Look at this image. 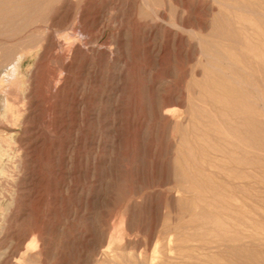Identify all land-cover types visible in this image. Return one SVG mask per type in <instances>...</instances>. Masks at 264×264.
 <instances>
[{
  "label": "rangeland",
  "instance_id": "374dc122",
  "mask_svg": "<svg viewBox=\"0 0 264 264\" xmlns=\"http://www.w3.org/2000/svg\"><path fill=\"white\" fill-rule=\"evenodd\" d=\"M186 4L205 31L182 29ZM163 11L166 28L197 46L192 121L172 152L154 128L151 100L157 87L178 84L184 60L169 48L147 59L146 42L162 36L141 29ZM68 37L87 59L52 96ZM49 38L59 45L50 49ZM175 107L178 117L184 110ZM36 139L24 160L19 149ZM0 148V234L49 229L44 243L6 264H194L205 245L238 241L251 222L257 250L223 258L264 264V0H0ZM8 237L0 249L12 246Z\"/></svg>",
  "mask_w": 264,
  "mask_h": 264
},
{
  "label": "bare ground",
  "instance_id": "6f19581e",
  "mask_svg": "<svg viewBox=\"0 0 264 264\" xmlns=\"http://www.w3.org/2000/svg\"><path fill=\"white\" fill-rule=\"evenodd\" d=\"M67 4H68V2H67ZM69 4H70V2H69ZM71 4H72V2H71ZM68 10L70 11V9H68ZM84 11H86V10H84ZM186 11H187L186 12L187 13V16H185L186 18L184 20H180V26L182 27V29L183 28H184V30L185 29H190V30H192V29H199V30H204L205 31V29L208 26L207 21L206 20H202V19H197L194 16L193 11H195V7H192L191 5L186 4ZM165 15L166 14L163 11L161 13V19H160L159 22H156V23H153V24H144V25L141 26V29L143 30L144 36L147 39L150 38L151 36H156V35L158 37L159 34H161V36H162V41L160 39L159 41H161V42L158 43V44L157 43H152L151 44L149 42L150 39L148 40V42H146L147 43L146 46L144 44L145 48L143 50H144V53L146 54V56L148 57L147 59H149L151 61H153L155 59H158L160 57V54L163 53L164 50H166L167 48H169V49L175 50L177 52V54L180 56V58L181 59L183 58V60H184V63L182 65V67L180 69V73L178 75V82H177L178 84L176 86H174V88H170L169 86H168L169 88H167V86H166L167 89H161L160 87L159 88L157 87L158 90H157V92L154 90L156 93L155 94L153 93V95H155V96H153L154 98H153V100H151L152 101V106H151V108H152V116L151 117H152V121L154 123L153 124L154 125V128L156 129L157 132L160 131L165 137H167V147L168 148L170 147V150L171 151L170 150L169 151L172 152L171 147L172 148L173 147H179L182 144V142H183V140H182L183 136L181 134V128L182 127H185V126L187 127L188 124L190 123V121H192L191 120V112H190V102H191V91H192V84H193L192 82L193 81H192V75H191V71L192 70L190 69V67H191L190 66L191 65L190 63L193 61V58L195 56V51H197L196 50V47L197 46L195 47V45H193L190 41H188L187 39H185L177 31L171 30V29H167L166 26L164 25V23H167L166 22V18H165L166 16ZM85 20L86 19H84V21ZM153 39H154V37H153ZM153 39H152V41H154ZM51 41H53V40H51V39H50V41L48 40L49 48L50 49H52L55 46H58L59 45L58 43H51ZM144 42H145V40H144ZM65 44H72L71 41H70V39H69V37L65 39ZM63 45H64V43H63ZM67 52H69L68 53L69 54V57L64 58V59L62 58V60H60V66H59L60 67L59 70H61V73H63V75L65 74V77L63 76L64 77L63 84L62 85L61 84H57L56 86H53L52 90L50 89L51 90L50 91V93H51L50 95H52V96L54 94H57V93H61L62 95H63V93H65L66 86H67V81H68V78H69V74L71 73V70L74 69L73 67L75 65H77L78 63H83L84 60L87 59L85 53L80 49L79 44L78 45H75L73 43L72 45L69 46V50ZM91 52H92V50H91ZM97 54L99 55V57L100 56L101 57H104V59L106 60L105 61L106 62L105 66L108 69V67L111 66V65H109V62L107 61L108 59H107V56H106V52L104 50H101V51H98ZM95 55H96V53H95ZM50 59H51V57H50ZM92 62H95L96 63V61H92ZM95 63L92 64V65H95ZM124 73L125 72L122 71V70L119 71L118 76H119L120 79H121V77L123 76ZM169 73H171V71ZM151 81H154V80H151ZM168 82H169V80H168ZM114 85H116V88L117 87H120V81L117 84H114ZM148 89H147V91H148ZM151 89H152V87H151ZM80 97H82V96H80ZM80 97H79V99H80ZM72 106L74 107V110L75 111L78 110V108H81V106H80V100H78L74 96L72 98ZM170 106H172V107L173 106H176V107H178L180 109L183 108L184 111L178 117H174L172 115L171 110L169 109ZM80 111L82 112V110H80ZM116 112H118V107H115L114 108V113H116ZM98 116H99V113H98ZM80 117H82V116H80ZM138 123H139V119L138 120L136 119L135 122L133 123V126L135 125V127H138L139 125L140 126L142 125L141 123H139V124ZM98 125L107 127L109 125V123L105 119V121L101 122V124H98ZM109 128L111 129V127H109ZM165 141H166V139H165ZM37 143H38V140L36 139L35 141H33L32 145L25 144L24 147H21L19 149L21 151V153H23V155L25 156L24 157V160H25V158H26V160L31 159L32 154L35 152V150L37 148V147H32V146L37 145ZM98 143H100V142H98ZM100 148L101 147H96V151L99 150ZM175 151H176V149H175ZM4 153H5V151H4ZM4 153L2 152V150L0 148V163L5 158ZM212 154H211L212 156H214V157L216 156L217 158L219 157L221 160L225 157L223 155V153L220 154V152H214ZM7 157H8V155H7ZM95 157H97V155H95ZM95 159H98V158H95ZM235 163H238V160H236ZM241 163L242 162H240V165H241ZM212 167L214 169H216V172L214 174H217V175L221 176L222 178H224V175H225V172H224L225 169L224 168L225 167H224L223 164L216 162L215 163V166H212ZM204 171H206V170H204ZM62 173H61V170H59L57 175L58 176H61ZM214 177H216V176H214ZM244 206H246V205H244ZM247 206L249 207V205H247ZM248 209H250V212H253L251 210V208H248ZM252 209H253V207H252ZM239 212H242L244 214L246 213V211H245V209H243V207H241V209H240ZM239 229H241V231L239 230L240 236H241L240 238L241 239H239L238 241H232V239H231V241H224V242H220L219 241V243L216 242V243H211V244L205 245L203 248L206 250L207 253L202 258V260L200 259L197 263L194 262V264H235L236 262L234 263V261L231 260L232 259L231 257H228L227 256V258H225L226 256H224V258H223V255H225L226 253L227 254L228 253L229 254H238V255L239 254H242V253L243 254H245V253H248L249 254V253H253L254 251H256L257 250V243H256V240H257L256 239V229L257 228H256V226L251 222V224L249 225V227H247L246 229H244V228L243 229L242 228H239ZM48 231H49V229L47 227H43V226L37 227L36 226V227H32V228H28V229H23V230H18V231H14L13 230L11 233H7V235L11 238L10 240L12 241V246L11 247H7V248L0 249V264H6L10 260H13V261L15 259L19 260L22 257L25 258L26 255H28V253L31 251L32 247L34 246L35 241L36 242L44 243V240H45L44 236L46 235V233H48ZM3 234H4V232H3ZM7 235L6 234H4V235L0 234V240L1 239H5L7 237ZM233 238H234V236H233ZM258 240H260V239H258ZM200 249H198V250H200ZM74 252L76 253V251H74ZM16 253H17V255L15 256ZM47 254H48L47 252H42L41 253L42 259L40 261L42 263H44V262L46 263ZM239 256H241V255H239ZM62 259H63V257H62ZM62 259L59 260V261L56 260L57 262L55 261V263H53V264H64V261ZM243 260L245 261V259H243ZM66 263L68 264V261ZM242 264H243V262H242Z\"/></svg>",
  "mask_w": 264,
  "mask_h": 264
}]
</instances>
